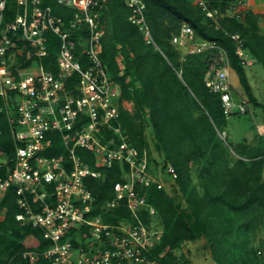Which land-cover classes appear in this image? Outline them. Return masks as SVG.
I'll return each mask as SVG.
<instances>
[{"label": "built area", "instance_id": "1", "mask_svg": "<svg viewBox=\"0 0 264 264\" xmlns=\"http://www.w3.org/2000/svg\"><path fill=\"white\" fill-rule=\"evenodd\" d=\"M7 1L0 0V97L16 150L11 160L0 155V201L15 188L22 209L17 220L40 228L49 240L44 249H26L24 258L35 264L40 258L46 259V264H160L153 250L162 233L142 217L144 210L149 216L158 215L157 209L142 188L164 186L151 178L144 150L129 142L118 122L127 103L121 100V86L101 57L105 30L100 15L108 0H68L67 5L76 9L68 23L41 0H16L15 18L4 21ZM124 2L130 10L129 20L148 42L155 43L145 16V1ZM193 2L207 17L217 20L221 15L219 8L210 7V0ZM244 5L243 0H233L229 11L242 19ZM82 28L85 33L80 32L79 56L69 38ZM51 33L61 40L55 71L43 61ZM230 36L242 65H252L243 36L239 32ZM197 38L194 28L185 22L172 42L187 53L214 48L222 51L207 71L206 85L220 95L228 119L250 111L249 98L237 100L233 94L224 49ZM105 129L110 136L104 134ZM54 132L61 134L67 154H46L54 145ZM259 134L264 136V123ZM78 147L92 151L99 166L127 165L124 179L115 183L114 195L104 207L112 210L123 206L130 215L108 222L102 214L92 213L96 196L86 178L104 174L78 155ZM36 240L34 247L39 245Z\"/></svg>", "mask_w": 264, "mask_h": 264}, {"label": "trees", "instance_id": "2", "mask_svg": "<svg viewBox=\"0 0 264 264\" xmlns=\"http://www.w3.org/2000/svg\"><path fill=\"white\" fill-rule=\"evenodd\" d=\"M144 1L146 20L155 43L148 42L129 20L130 10L124 0H108L101 9L100 20L102 25L106 21L112 30L108 37L105 36L106 31L109 32L107 24L101 57L121 86L122 100L135 104L134 111L121 108L118 119L129 142L141 151L146 147L142 126L147 112L157 136V146L165 151L193 206L192 212L185 215L164 188L159 189L155 185L142 188L150 204L157 209L165 228L153 256L159 259L160 264H174L176 256L173 250L183 240L207 233L220 264H263L256 255V249L249 247L248 232L260 217L259 213L264 211V148H252L248 141L234 144L221 135L228 118L224 114L220 95L206 85L207 71L215 58H219V49L186 53L182 59L179 47L172 42L182 24H190L199 38L212 41L224 49L231 67L239 74L247 96L255 105H260L230 36L239 32L244 38L245 48L264 67V33L259 25L260 14L248 11L241 21L229 14L233 0H210V7L219 8L221 12L215 20L207 17L191 0ZM67 2L41 0L66 23L76 10ZM17 12L16 0H8L3 12L4 21L15 18ZM80 32L85 33V28L73 32L69 38L79 56L82 50L78 43L81 41ZM48 41V54L43 61L47 68L55 71L61 40L51 33ZM118 48H121L125 62L121 75L116 59ZM84 60L85 55L82 56ZM3 105L4 100L0 97V155L11 160L15 155L16 142ZM139 119L142 123H138ZM104 134L110 136L111 132L105 129ZM52 136L54 145L46 154H67L61 134L54 132ZM76 151L85 162L104 174L100 178H86L88 187L96 196L92 213L102 214L108 222L130 215L123 206L112 210L104 207L114 195L115 183L124 179L123 168L127 165L122 168L117 162L111 167L99 166L92 151L82 147ZM193 164L200 169L199 176L203 178L207 192L205 199L199 198L197 189L191 187ZM2 173H6L5 169ZM21 211L16 190L11 187L0 201V264H31L29 259L24 258V251L30 248L40 250L49 245L40 228L17 220L16 215ZM142 217L149 224L151 216L147 211L142 212ZM29 235L39 240L37 247L24 243ZM46 263V259L40 258L36 264Z\"/></svg>", "mask_w": 264, "mask_h": 264}, {"label": "rangeland", "instance_id": "3", "mask_svg": "<svg viewBox=\"0 0 264 264\" xmlns=\"http://www.w3.org/2000/svg\"><path fill=\"white\" fill-rule=\"evenodd\" d=\"M193 2V0H191ZM244 4H245V0ZM194 3V2H193ZM195 4V3H194ZM258 9V6L256 7ZM244 14V13H243ZM109 20V18L107 19ZM107 22H103L104 30H107ZM109 26V32L106 31V35L111 33V27ZM198 42H202L200 38H197ZM175 45V44H174ZM178 46V45H176ZM119 47V45H118ZM158 46L156 45V48ZM179 47V46H178ZM180 55L183 59V56L186 55L187 50L182 47H179ZM117 62L118 67L120 70V75L124 73L125 62L122 60L121 48H118L117 52ZM257 69V70H255ZM247 73L251 76L250 78L255 81L258 79L262 84H264V67L258 61L255 62L253 66L246 67ZM254 72V75L252 74ZM230 80L232 85L235 87L237 92H240L243 88L238 74L235 70H230ZM121 90V88H120ZM122 93V91H121ZM241 93V92H240ZM237 100L241 99V96L238 93L234 94ZM122 100V96H121ZM127 109L134 111L135 104L129 100L126 101ZM264 115V106H255L251 103V109L247 113L244 114H236L229 118L228 124L226 126V132L229 133V137L227 136L226 132H223L222 137L225 140H230L233 143H237L238 141H243L244 136H246V132L249 130L256 132V125L255 119L259 120L260 117ZM138 123L141 122V119L137 120ZM142 123V122H141ZM264 121L260 124L262 126ZM143 130H144V137L147 142L144 148V154L148 160V166L150 168V175L151 178L162 182L165 191L174 198L176 205H178V209L180 212L184 213H191L193 210L192 203L188 198V194L184 192L182 189L179 181L178 176L174 174L175 169L172 165L171 161L166 156L165 151L162 148L157 146V136L155 130L153 128L152 122L150 120L149 114L146 112L143 116ZM123 130V127L121 125ZM124 132V130H123ZM125 133V132H124ZM129 134V133H128ZM128 136L127 134H124ZM140 136H137L139 138ZM245 141V140H244ZM146 152V153H145ZM233 162H231L232 165ZM122 163H120V166ZM191 177L192 183L191 187H195L197 189L198 197L205 199L207 197V192L205 190V186L203 184V178L199 176V167L197 164H193L191 167ZM124 175L126 173L125 167L123 168ZM262 178L264 180V165L262 171ZM260 217L257 218L251 225V228L248 232L250 243L249 247L256 249V255L260 259V261L264 264V211H261ZM195 218L193 217V220ZM149 225L153 226L154 229L160 230V234L164 233V223L159 215L151 216L149 220ZM161 234V235H162ZM161 238H158V242L155 246L161 241ZM24 243L27 246H36L37 240L29 235L25 240ZM174 255L176 256L175 260L173 261L174 264H220L215 256H214V249L212 242L210 241V237L207 233H202L199 236L189 238L183 240L181 245L173 250ZM35 264V263H31Z\"/></svg>", "mask_w": 264, "mask_h": 264}, {"label": "crops", "instance_id": "4", "mask_svg": "<svg viewBox=\"0 0 264 264\" xmlns=\"http://www.w3.org/2000/svg\"><path fill=\"white\" fill-rule=\"evenodd\" d=\"M245 1L246 2H245V5H244V8H243L244 9L243 10L244 14H243V18H242L241 21L244 20V16H245L246 12H248V11H253L255 13L260 14V16L258 18L259 19V25L261 27L262 32L264 33V16H263V13H264V0H245ZM257 6H258V9L256 8ZM229 14L232 15L230 11H229ZM201 40H204V39H201ZM245 50L248 53V56L253 59L254 62H253L252 65H250V66H253L255 64V62L257 61V59L246 48H245ZM219 52H222V51H219ZM228 61H229V59H228ZM229 66H230V70L233 69L231 67V65H230V62H229ZM247 67H249V66H247ZM245 69H246V67H245ZM233 70H235V69H233ZM255 70H257V69H255ZM246 72H247V70H246ZM252 74L254 75V72H252ZM247 76H248V79L250 81V84H251V87H252L254 95L257 97L258 101L261 103L260 105L264 106V84H262L258 79L253 81L250 78L251 75L249 73H247ZM238 77H239V74H238ZM239 80H240V77H239ZM232 89H233V94L238 93L241 97L249 98L247 96L246 92H245L244 87L241 89V91H240L241 93L237 92V90L235 89V87L233 85H232ZM250 102L253 105H255L251 100H250ZM260 105H255V106L258 107ZM228 121H229V119H228ZM262 121H264V115H262L259 120L255 119L256 132L252 131V129H251V131L248 130L246 132V136H244V138H243L245 141H248L250 143V146L252 148H255V149L264 148V136H261L259 134V128L261 127L260 124L262 123ZM224 132H226V128H225ZM226 134L229 137V133L226 132ZM244 140L243 141L242 140L238 141L236 144H238L240 142H244Z\"/></svg>", "mask_w": 264, "mask_h": 264}, {"label": "water", "instance_id": "5", "mask_svg": "<svg viewBox=\"0 0 264 264\" xmlns=\"http://www.w3.org/2000/svg\"><path fill=\"white\" fill-rule=\"evenodd\" d=\"M221 135H223V133Z\"/></svg>", "mask_w": 264, "mask_h": 264}]
</instances>
